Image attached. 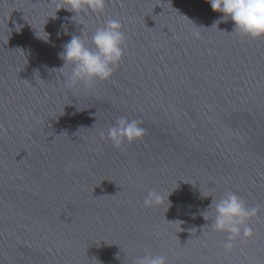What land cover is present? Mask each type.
<instances>
[{"label":"water","instance_id":"95a60500","mask_svg":"<svg viewBox=\"0 0 264 264\" xmlns=\"http://www.w3.org/2000/svg\"><path fill=\"white\" fill-rule=\"evenodd\" d=\"M58 3L0 0V264H264V38L206 0H107L78 24ZM109 18L127 42L112 78L65 87L63 44ZM121 117L146 134L116 148ZM229 192L259 213L226 252L208 206Z\"/></svg>","mask_w":264,"mask_h":264},{"label":"clouds","instance_id":"9594fccd","mask_svg":"<svg viewBox=\"0 0 264 264\" xmlns=\"http://www.w3.org/2000/svg\"><path fill=\"white\" fill-rule=\"evenodd\" d=\"M206 2L213 11L223 14L220 17L221 21L231 20L233 31L241 36L251 39L264 38V0H206ZM106 4L107 0H59L56 14L58 10L64 9L74 14L67 19L77 23L74 17L87 14L89 11L97 15L103 14ZM79 24L83 25L82 22ZM82 29V34H72L71 39L63 44L62 51L58 53V58L63 61L58 69L71 66L69 73H61L64 76V85L69 89H74L81 82L91 87L97 80H110L127 49L123 25L118 19L109 18L103 26L96 28L91 35V46L85 43ZM44 32L47 34L46 37L36 36L44 42H50V34L45 30ZM193 36L199 38L200 33L194 32ZM141 125L142 122L138 120L118 118L115 125L108 129L107 138L116 148L121 147L125 140L128 143L140 140L146 134V129ZM101 138H104V133H101ZM162 202V194L154 190L149 191L143 201L145 207L160 205ZM214 203L215 214L210 227L215 232L227 234L223 244L226 252L233 249L236 240L251 239L254 236V230L248 221L258 215L257 207L248 206L241 196L233 192L226 193L218 202L212 199L208 209ZM202 216L206 221L209 220L207 215ZM134 264H168V261L163 255L145 254L138 257Z\"/></svg>","mask_w":264,"mask_h":264}]
</instances>
